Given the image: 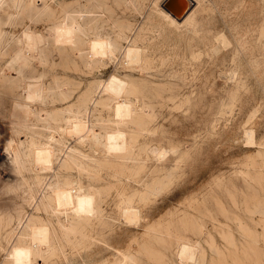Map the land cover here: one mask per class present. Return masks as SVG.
<instances>
[{"label":"rangeland","instance_id":"obj_1","mask_svg":"<svg viewBox=\"0 0 264 264\" xmlns=\"http://www.w3.org/2000/svg\"><path fill=\"white\" fill-rule=\"evenodd\" d=\"M16 1L0 7V96L29 100L9 62L22 29L56 40L32 65L46 91L29 100L39 115L24 127L0 109V159L10 156L0 162V264H147L148 238L201 240L205 264H239L229 242L257 236L264 250V0H185L193 26L170 22L165 0ZM30 3L50 11L32 21ZM85 14L114 44L93 63L70 29ZM129 42L142 59L123 56ZM121 99L134 105L125 120L114 112ZM220 178L233 187L223 203L211 193ZM71 190L72 205L56 201ZM240 255L264 264V252Z\"/></svg>","mask_w":264,"mask_h":264},{"label":"bare ground","instance_id":"obj_2","mask_svg":"<svg viewBox=\"0 0 264 264\" xmlns=\"http://www.w3.org/2000/svg\"><path fill=\"white\" fill-rule=\"evenodd\" d=\"M6 1L7 0H0V7H2ZM93 1L94 0H86V7H88V5L91 4ZM186 1L185 0H165L163 5L169 7L172 10V12H174V14H172L171 11H167L166 9L162 8L163 9L162 12L165 14V15L164 14L163 15L168 17V19L172 23L182 24V23L186 22V23H188V25L193 26V24H195L197 22V20L195 19V14H192L193 11L190 10V12H188L186 10V6H187ZM30 2H31V0H30ZM192 2H194V1H192ZM16 3H17V1H16ZM19 3H20V1H19ZM36 3H37V1H36ZM20 4H19V6H20ZM163 5H162V7H163ZM25 7H27V8H25L26 12L29 13L30 19L32 21H36V19L39 17V15L42 11H45V12L50 11V8H49V6H47V4L42 6V4L36 5L34 3H30L28 6L25 5ZM87 16L88 15L85 14L84 18L82 19V22H80V23L77 21L75 22V24L72 23L73 25L71 26L70 29L73 31V34L76 32L77 34L79 33L78 35L82 34L85 38V40H83V42H82L83 47H82L81 52L79 53L80 54L79 57L82 56V58L84 59L85 62L93 63V62H97L98 60H101V59L109 56L110 54H113L114 44L111 42V40L107 36L102 34L101 30L98 29L97 31H94L93 24L91 23V21L87 20ZM262 35H264V31L261 32V36ZM55 38H56V36H51L47 33L44 34L42 32H35V31L25 27L22 29L20 35L15 40L16 43L19 45V49L16 50V52L12 55L9 62L17 70V73H18L17 77H19V80L27 83V88H26L27 95L26 96H27V99L32 101V103H33V101H35L37 99H43L45 97V93H46L44 85L41 82H39L36 77L31 75L33 61L36 57H39L42 62L46 61V58L48 55V53L46 51L48 49H50L53 41L56 40ZM4 41H7V40H3V42ZM3 42L0 40V43H3ZM123 56L128 61L131 60V62L134 60L138 61V60L142 59L140 48L134 44H131L130 42L128 45L123 47ZM138 64H139V62H138ZM5 98L0 96V109L3 110V111L1 110L3 113L5 111L6 112L9 111L8 112L10 114L9 115V117H10L9 123L11 125H20V126L25 127L31 121L32 116L39 115L37 108L31 103V101L21 99V98H18V99H16V98L12 99L11 98L12 100L9 98L11 101H8L7 100L8 98H6V100H5ZM133 106L134 105L131 101L121 99V101H119L115 104L114 110H116V111H114V112H116V114L119 117L123 116L124 117L123 120H125V119H128L129 117H132L134 115ZM138 121H139V119H138ZM10 124H9V126H10ZM83 126L84 125H82V127ZM3 127L6 128L5 126H3ZM0 128H1L0 130H3L2 127H0ZM10 128L5 129V135H6L8 140H12V131ZM80 129H81V125L75 124L73 130H75L76 132L75 131H72V132L77 133L80 131ZM92 131L94 132V130H92ZM3 132H4V130H3ZM98 134H97V138H98ZM92 139H93V136H92ZM22 151L23 150H22L21 146L18 147V149L16 150V156H15L16 164L21 163L20 162V160H21L20 154ZM34 151L37 155V159L38 158L41 160L43 159L44 162L49 160L47 157L49 154L47 149H45L43 147H37ZM9 158H10V156H8V159ZM232 188H233L232 186H230L229 184H227L226 181H224V178H220V179H218V182L216 183V185H214V187L213 186L211 187V193L214 194L217 202L219 200L222 202V201H224V199L222 198L223 196H226L227 194L233 193ZM71 192H72V190L71 191H64V192L62 191V193H60L58 195V198H56V193H54L56 201L58 199V202L59 201L62 203L66 202V204L69 203L70 201H72V193ZM130 202L132 203L131 200H130ZM56 204H58V203H56ZM70 204H71V202H70ZM71 205H70V207H71ZM63 210H64V208H63ZM125 210H127V209H125ZM173 223H174V220H172V222L170 224L173 225ZM5 225H6V221H5ZM35 229L37 230V228H35ZM34 233L36 234V235L34 234V236H36V238L40 240V243L43 244L42 246H44V249H45V246L46 247L50 246V239L47 235V232L45 233V231L43 232L41 230L40 231L37 230L36 232L34 231ZM210 238L212 239V242L214 245L213 250L217 254L225 255L224 250L215 241V239L213 238V235H210ZM258 242H259V238L256 236L254 239H252V241L241 242L240 246H239V244L238 245L235 244V242H229L232 244V246H235V247L227 245L226 248L228 249V251L230 252L232 257L235 258V260L239 262V264H250L248 262H244L241 259V257L243 255H240V254L242 253V254H245L246 256H249V253H255L257 255H260L261 253H263L264 250L260 245H258ZM201 243H202L201 240L192 241V239H190V238H183V239H176V240H174V239L164 240V239H160V238H148V239H144V241L142 242L143 247L145 248L144 250H146L145 252L147 254V256H146L147 264H205L204 262H205V256L206 255L204 253L203 246H201ZM156 246H162L164 249L169 250L170 251L169 258H167L166 255L162 254L160 251L155 249ZM13 255H14V253H13ZM133 261L134 262H132L130 264H141V260L138 259L136 256H134ZM219 264H225V261L223 259H220Z\"/></svg>","mask_w":264,"mask_h":264},{"label":"built area","instance_id":"obj_3","mask_svg":"<svg viewBox=\"0 0 264 264\" xmlns=\"http://www.w3.org/2000/svg\"><path fill=\"white\" fill-rule=\"evenodd\" d=\"M3 157L0 159V162H3L8 159L9 153L5 149L2 150Z\"/></svg>","mask_w":264,"mask_h":264},{"label":"water","instance_id":"obj_4","mask_svg":"<svg viewBox=\"0 0 264 264\" xmlns=\"http://www.w3.org/2000/svg\"><path fill=\"white\" fill-rule=\"evenodd\" d=\"M163 8L166 9L167 11H171L172 12V10L169 7L165 6V5H163ZM172 14H174V12H172Z\"/></svg>","mask_w":264,"mask_h":264},{"label":"crops","instance_id":"obj_5","mask_svg":"<svg viewBox=\"0 0 264 264\" xmlns=\"http://www.w3.org/2000/svg\"><path fill=\"white\" fill-rule=\"evenodd\" d=\"M7 29H8V28H6V27L2 28V30H3L4 32H6V31L9 32L10 30H9V29L7 30Z\"/></svg>","mask_w":264,"mask_h":264}]
</instances>
